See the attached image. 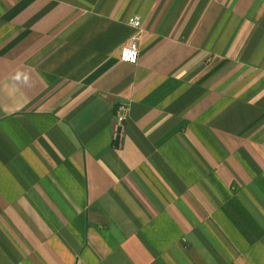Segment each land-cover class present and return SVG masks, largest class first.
Returning <instances> with one entry per match:
<instances>
[{"label": "crops", "instance_id": "1", "mask_svg": "<svg viewBox=\"0 0 264 264\" xmlns=\"http://www.w3.org/2000/svg\"><path fill=\"white\" fill-rule=\"evenodd\" d=\"M0 264H264V0H0Z\"/></svg>", "mask_w": 264, "mask_h": 264}, {"label": "built area", "instance_id": "2", "mask_svg": "<svg viewBox=\"0 0 264 264\" xmlns=\"http://www.w3.org/2000/svg\"><path fill=\"white\" fill-rule=\"evenodd\" d=\"M134 29V34L121 46L119 50V61L125 64L134 65L137 63L139 57L138 41L142 34L140 20L135 17L130 22ZM125 135V117L119 110L115 113L112 127V139L114 142L122 141Z\"/></svg>", "mask_w": 264, "mask_h": 264}]
</instances>
